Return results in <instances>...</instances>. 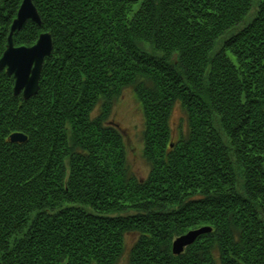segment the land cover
<instances>
[{"label":"trees","instance_id":"obj_1","mask_svg":"<svg viewBox=\"0 0 264 264\" xmlns=\"http://www.w3.org/2000/svg\"><path fill=\"white\" fill-rule=\"evenodd\" d=\"M21 2L0 0V57ZM32 3L13 45L53 48L27 100L0 70V264H116L126 233L129 264H264V0ZM128 86L142 178L111 117Z\"/></svg>","mask_w":264,"mask_h":264},{"label":"water","instance_id":"obj_2","mask_svg":"<svg viewBox=\"0 0 264 264\" xmlns=\"http://www.w3.org/2000/svg\"><path fill=\"white\" fill-rule=\"evenodd\" d=\"M16 15V19L10 25L6 50L0 57V70L5 69L7 75H13L16 80L12 90L13 94L17 96L21 93L22 98L27 100L38 92L42 63L50 55L53 48L52 36L49 33H40L35 44L28 47H14L12 35L16 30H20L27 20H31L36 25L40 24L41 21L32 0H22ZM26 139L27 136L22 132H13L9 136L10 142L22 143ZM206 231H208L206 228L190 230L186 234L177 237L172 243V252L178 255L199 234Z\"/></svg>","mask_w":264,"mask_h":264},{"label":"rangeland","instance_id":"obj_3","mask_svg":"<svg viewBox=\"0 0 264 264\" xmlns=\"http://www.w3.org/2000/svg\"><path fill=\"white\" fill-rule=\"evenodd\" d=\"M14 19H16V17ZM41 33H47V32L42 31ZM38 38H39V36H38ZM36 42H34L33 44H35ZM12 44H13V42H12ZM29 46H31V45H29ZM25 47H27V46H25ZM2 70L6 71L5 69H2ZM13 79H14V77H13ZM15 81L16 80L14 79V85H15ZM14 85H13V87H14ZM12 90H13V88H12ZM20 94L21 93H19V95ZM19 95H17V96H19ZM21 96H22V94H21ZM96 112H97V110L95 111V114H96ZM111 117H112L113 121L116 122L118 128L122 132L123 140L125 143L126 157H127V161L129 163L130 169H132V171L139 178L146 176L149 172L148 171L149 166H148L146 160H144L143 155H142V153H143V150H142V147H143L142 131L144 129L143 128L144 117H143L142 107H140L139 101H137V98L134 95L133 88L131 86H128L127 88H125L123 90V93L120 95V97L114 102V104L112 106ZM170 127L172 129L171 133H172L173 139H177L178 135H180V133H183L186 130L185 116L183 115V112L181 111V109L178 105L175 106L172 110L171 119H170ZM124 237H125L124 238V250H123V253L120 256V258L116 264H129V258H128L129 252L131 250L132 244L134 243L135 239L137 238L135 233H133V234L132 233H126L124 235Z\"/></svg>","mask_w":264,"mask_h":264}]
</instances>
